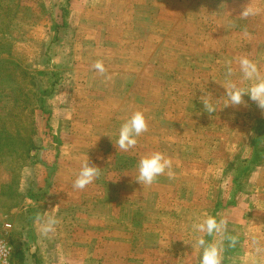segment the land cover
<instances>
[{"label": "rangeland", "instance_id": "rangeland-1", "mask_svg": "<svg viewBox=\"0 0 264 264\" xmlns=\"http://www.w3.org/2000/svg\"><path fill=\"white\" fill-rule=\"evenodd\" d=\"M248 3L260 13L239 17ZM242 56L264 72V0H0L11 264H199L195 238L220 239L193 233L206 216L237 237L224 240L223 264H264V110L246 95L223 107L222 84L247 83ZM136 111L148 131L124 152L117 132ZM155 151L172 176L141 185L138 161ZM87 160L99 176L76 189ZM49 215L59 222L43 235L37 217Z\"/></svg>", "mask_w": 264, "mask_h": 264}, {"label": "clouds", "instance_id": "clouds-1", "mask_svg": "<svg viewBox=\"0 0 264 264\" xmlns=\"http://www.w3.org/2000/svg\"><path fill=\"white\" fill-rule=\"evenodd\" d=\"M260 9L253 4L248 3L240 13L239 17L249 18L257 16ZM238 71L241 74V80L247 82L244 86L237 81L229 82L225 85L226 89L225 103L223 107L229 105L238 106L246 104L244 96H248L251 101L264 110V72L257 61L250 59L247 56H242L237 60ZM94 68L100 73H105L106 69L102 62H96ZM234 70L231 64L227 66L226 77L231 78ZM205 110L212 113L217 110L216 104L211 100L203 101ZM148 121L142 111L134 112L127 118L119 127L115 140L116 148L128 152L134 149L138 143V137L148 131ZM111 138V137H110ZM172 160L165 153L155 151L145 156H142L137 164L138 175L135 180L141 185L153 184L161 175L167 173L172 176ZM100 168L92 166L89 161H85L81 167L79 175L74 181V188L84 189L99 176ZM37 221L40 226V231L43 235L53 233L58 224V219L55 216H38ZM227 230V220L224 218L217 219L215 216H206L192 224L193 233L206 234L207 236L219 235L220 239L208 241L204 235H199L190 244L192 249L199 255V264H223L224 259V240L228 241V246L234 247L237 243V237L225 235ZM6 264V262H5Z\"/></svg>", "mask_w": 264, "mask_h": 264}, {"label": "built area", "instance_id": "built-area-1", "mask_svg": "<svg viewBox=\"0 0 264 264\" xmlns=\"http://www.w3.org/2000/svg\"><path fill=\"white\" fill-rule=\"evenodd\" d=\"M10 226V225H8ZM13 249L9 242L5 239H0V264H11Z\"/></svg>", "mask_w": 264, "mask_h": 264}, {"label": "crops", "instance_id": "crops-1", "mask_svg": "<svg viewBox=\"0 0 264 264\" xmlns=\"http://www.w3.org/2000/svg\"><path fill=\"white\" fill-rule=\"evenodd\" d=\"M40 126H43L42 128L44 129V124L43 125L41 124Z\"/></svg>", "mask_w": 264, "mask_h": 264}]
</instances>
